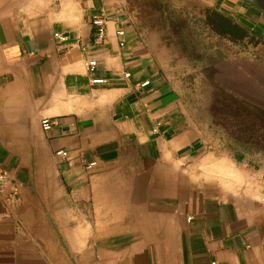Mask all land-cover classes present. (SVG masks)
Returning a JSON list of instances; mask_svg holds the SVG:
<instances>
[{"label":"crops","instance_id":"0c3cea01","mask_svg":"<svg viewBox=\"0 0 264 264\" xmlns=\"http://www.w3.org/2000/svg\"><path fill=\"white\" fill-rule=\"evenodd\" d=\"M167 8L261 42L192 60ZM240 103L264 109V11L243 0H0V170L19 197L0 200V264H264V123Z\"/></svg>","mask_w":264,"mask_h":264},{"label":"trees","instance_id":"16d2710c","mask_svg":"<svg viewBox=\"0 0 264 264\" xmlns=\"http://www.w3.org/2000/svg\"><path fill=\"white\" fill-rule=\"evenodd\" d=\"M165 19L180 41L185 54L196 61L205 57L208 48L221 47L227 42L237 45L241 50L255 47L261 42L260 38L232 17L213 8L204 10L200 15L167 8ZM204 38H208V43L202 41ZM221 57V51L217 48L214 56L209 59L213 63ZM240 105L264 123V109L247 103Z\"/></svg>","mask_w":264,"mask_h":264},{"label":"built area","instance_id":"2783aa9c","mask_svg":"<svg viewBox=\"0 0 264 264\" xmlns=\"http://www.w3.org/2000/svg\"><path fill=\"white\" fill-rule=\"evenodd\" d=\"M105 23H106V18H97L94 20V25L97 27V40L99 42L105 40ZM117 34L119 36H124L125 32L123 29H119L117 31ZM55 40H57L58 43H65L67 42L68 38L65 34L61 32H56L54 34ZM96 66V61H91L89 63V70L91 72L94 71ZM127 77L130 76L129 73L126 74ZM94 84H101L104 82L103 79L95 78L92 80ZM149 81L144 82V86L148 85ZM43 129L49 130L52 127L53 122L45 118L41 122ZM58 155L65 156L67 153L65 151H58ZM9 179H10V173L7 169H1L0 170V200L4 202L9 208H12L13 206L17 205L19 202V197L17 195V192L15 190H8L9 186ZM216 264V263H213Z\"/></svg>","mask_w":264,"mask_h":264},{"label":"water","instance_id":"95a60500","mask_svg":"<svg viewBox=\"0 0 264 264\" xmlns=\"http://www.w3.org/2000/svg\"><path fill=\"white\" fill-rule=\"evenodd\" d=\"M253 6H255L256 8L264 11V0H243Z\"/></svg>","mask_w":264,"mask_h":264},{"label":"rangeland","instance_id":"374dc122","mask_svg":"<svg viewBox=\"0 0 264 264\" xmlns=\"http://www.w3.org/2000/svg\"><path fill=\"white\" fill-rule=\"evenodd\" d=\"M191 11V10H190ZM192 12V11H191ZM195 14H198V15H200L202 12H194ZM154 18L152 17V20H153ZM165 20V24H166V26H169L168 24H167V22H166V19H164ZM170 27V26H169ZM172 30V29H171ZM173 31V30H172ZM174 34V33H173ZM174 36H175V34H174ZM175 38L177 39V41L180 43V41L178 40V38L175 36ZM204 39H207L206 41L204 40ZM204 39H202V41L203 42H205V43H208V38H204ZM181 44V43H180ZM209 49V48H208ZM207 49V50H208ZM207 50H206V52H207ZM184 52V51H183ZM185 53V52H184ZM186 55V54H185ZM205 58V57H204ZM209 58H211V57H209ZM225 105H228V104H225Z\"/></svg>","mask_w":264,"mask_h":264}]
</instances>
